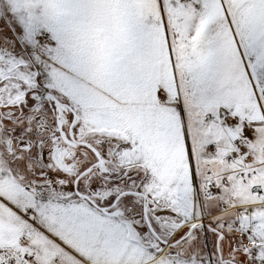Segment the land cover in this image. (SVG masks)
<instances>
[{
	"label": "snow or ice",
	"instance_id": "snow-or-ice-1",
	"mask_svg": "<svg viewBox=\"0 0 264 264\" xmlns=\"http://www.w3.org/2000/svg\"><path fill=\"white\" fill-rule=\"evenodd\" d=\"M0 264H264V0H0Z\"/></svg>",
	"mask_w": 264,
	"mask_h": 264
}]
</instances>
